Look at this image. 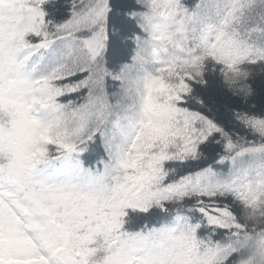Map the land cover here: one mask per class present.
<instances>
[{"label": "snow or ice", "instance_id": "1", "mask_svg": "<svg viewBox=\"0 0 264 264\" xmlns=\"http://www.w3.org/2000/svg\"><path fill=\"white\" fill-rule=\"evenodd\" d=\"M0 264H264V0H0Z\"/></svg>", "mask_w": 264, "mask_h": 264}]
</instances>
